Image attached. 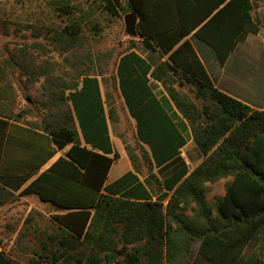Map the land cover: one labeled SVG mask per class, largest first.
<instances>
[{"label":"trees","instance_id":"16d2710c","mask_svg":"<svg viewBox=\"0 0 264 264\" xmlns=\"http://www.w3.org/2000/svg\"><path fill=\"white\" fill-rule=\"evenodd\" d=\"M101 3L113 17L120 10L140 16L137 30L148 53L123 54L117 75L137 119V139L151 155L139 145L142 160L127 145L134 171L105 185L119 152L111 141L98 75L85 72L78 81L64 82V89L44 103L49 111L42 121L27 124L4 88L11 85L0 87V189L19 190L27 184L24 194H38L57 208L44 226L33 213L25 221L27 232H37L40 248L34 249V263L264 264V109L215 86L190 44L171 52L196 29L224 63L235 45L221 48V36L237 44L260 32L251 13L254 1ZM57 6L65 15L73 13L66 0ZM77 23L64 30L75 44L81 42L83 27ZM17 62L0 59L2 82ZM152 80L160 82L164 97L153 93ZM109 112L112 116L113 110ZM186 130L204 157L191 171L181 155ZM70 143L66 156L39 172L57 148ZM144 164L149 171L141 180L136 173ZM177 164L164 180L153 172ZM224 178H231L224 195L211 203L209 184ZM190 205L196 211L192 216L182 212Z\"/></svg>","mask_w":264,"mask_h":264},{"label":"rangeland","instance_id":"374dc122","mask_svg":"<svg viewBox=\"0 0 264 264\" xmlns=\"http://www.w3.org/2000/svg\"><path fill=\"white\" fill-rule=\"evenodd\" d=\"M59 1L62 0H0V59L15 58L18 61L16 69H7V81L2 82L0 77V87L5 83L11 85L12 88H4L14 98L15 112L23 113L19 118L23 124L42 121L49 111L44 103L64 89V82L78 81L85 72L98 75L104 88L113 91L117 59L131 42L136 41L126 31L124 11L120 10L119 16L113 17L101 0H66L73 13L65 15L57 6ZM77 22L83 26L82 43L75 44L64 30L67 24ZM51 109L56 111L58 108ZM126 134L125 141L135 152L138 146L134 131L129 130ZM193 147L189 144L183 149L191 168L202 161L201 154L195 153ZM12 165L14 168L16 163ZM127 165L125 160L122 172ZM144 168L142 173L145 175L147 169ZM230 180L224 178L209 184L207 200L216 203L224 195ZM26 185L8 192L0 189V247L16 264H35L34 249L40 248L37 232L26 230L27 217L33 213L44 226L50 215L57 212L55 206L42 201L38 194H24L22 190ZM193 205L182 212L192 216L196 212ZM197 248L198 243L193 251Z\"/></svg>","mask_w":264,"mask_h":264},{"label":"crops","instance_id":"0c3cea01","mask_svg":"<svg viewBox=\"0 0 264 264\" xmlns=\"http://www.w3.org/2000/svg\"><path fill=\"white\" fill-rule=\"evenodd\" d=\"M126 1V0H125ZM152 2H156L158 0H150ZM254 7L251 11L253 17L258 20L260 24V32L259 33H249L244 40H239L237 44H234V40L230 37L226 38H219V45L221 48H227L230 45H235L234 48L229 52L225 62L222 63L219 60L218 54L213 45L205 41L204 39L198 37L195 34V31L187 34L184 38H182L176 45L173 47L171 52H175L179 49L184 43L190 44V46L195 51L196 55L202 62L203 66L206 67L207 74L210 80L213 82L215 86H217L220 90L226 92L227 94L238 98L249 105L264 109V0H253ZM152 9V8H151ZM150 9V10H151ZM130 12H135L137 15V28L139 23V14L136 11L130 10L124 12V22H125V15ZM126 27V24H125ZM219 28V27H218ZM133 41L130 43L126 51L122 52L116 63V71L114 74V87L115 89L112 91L110 89L104 88L103 80L98 76L101 81V92L102 96L106 101H111V106L109 107L107 102H105V111L107 116L108 128L111 137V141L115 147V149L119 152V157L115 158L110 169L108 172V177L106 179L105 185L111 184L122 177L129 171H134L132 161L127 153V143L125 141L126 137L128 136L127 131L133 130L134 131V141L135 144L138 146L136 149V154L142 159V156L139 152V145L142 144L143 147L149 152L151 155V151L147 144L142 143L137 138V119L131 114L130 109L126 103L124 96L122 95L120 86H119V79L117 75V67L120 61V58L123 54L129 51H136L142 57H146L147 51L145 50L144 44L142 43V38L138 34L137 35H130ZM218 39V38H217ZM170 52V53H171ZM167 54V57L170 55ZM108 85V81L105 82ZM111 83V81H110ZM151 86L153 93L158 97L162 98L166 95L162 85L160 82L156 80L151 81ZM117 101L119 103L117 104ZM120 104V105H119ZM111 108V109H110ZM109 110H113L112 116ZM59 112V111H58ZM76 125H78L77 118L75 116ZM185 136L187 137V143L181 149V155L186 161L188 165L189 171L193 170L195 167L191 168V165L187 161V157L183 155V149L187 147L189 144H193V151L195 153H200L201 158L203 160V155L198 146L195 144L194 140L192 139L191 132L189 130L185 131ZM81 142L85 144V141L80 135ZM72 143L67 144L63 148H57V153L53 156L48 162L42 166L39 172L46 170L54 161H57L59 156H66V152L71 148ZM91 147L90 145H87ZM100 153H103L101 150H95ZM189 151V149L187 150ZM110 157H113V154H108ZM125 160L127 161L128 165L126 166V170L124 172L123 169L125 168ZM143 160V159H142ZM120 162L121 164L115 166ZM124 163V164H123ZM201 164V162H200ZM198 165V164H197ZM179 165H172L169 169H164L163 171L160 168L155 167L153 172H155L160 180H164L168 177L176 167ZM147 169V174H143L142 172H135L141 180H144L148 175V167L146 164L143 165V170ZM38 172V173H39ZM145 172V171H144ZM2 251V248L0 247Z\"/></svg>","mask_w":264,"mask_h":264},{"label":"water","instance_id":"95a60500","mask_svg":"<svg viewBox=\"0 0 264 264\" xmlns=\"http://www.w3.org/2000/svg\"><path fill=\"white\" fill-rule=\"evenodd\" d=\"M126 31L130 35H137V15L135 12H130L125 15ZM0 264H16L9 260L0 250Z\"/></svg>","mask_w":264,"mask_h":264}]
</instances>
